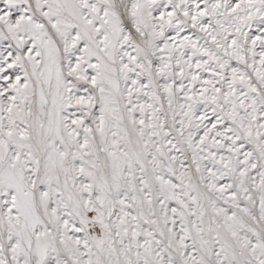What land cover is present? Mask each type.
Listing matches in <instances>:
<instances>
[{"label": "snow or ice", "instance_id": "6c2138e0", "mask_svg": "<svg viewBox=\"0 0 264 264\" xmlns=\"http://www.w3.org/2000/svg\"><path fill=\"white\" fill-rule=\"evenodd\" d=\"M0 264H264V0H0Z\"/></svg>", "mask_w": 264, "mask_h": 264}]
</instances>
